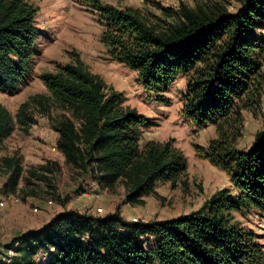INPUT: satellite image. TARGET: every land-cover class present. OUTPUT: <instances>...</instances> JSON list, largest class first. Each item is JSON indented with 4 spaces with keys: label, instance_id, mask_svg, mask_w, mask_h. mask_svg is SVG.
Here are the masks:
<instances>
[{
    "label": "trees",
    "instance_id": "obj_1",
    "mask_svg": "<svg viewBox=\"0 0 264 264\" xmlns=\"http://www.w3.org/2000/svg\"><path fill=\"white\" fill-rule=\"evenodd\" d=\"M230 13L225 2L189 7L157 6L159 14L133 7L116 8L100 0H79L102 28L100 42L110 60L137 75L155 95L186 77L181 115L197 128L214 127L207 147L193 146L195 157L224 172L232 189L215 192L187 215L147 224L64 210L45 225L16 236L0 256L13 250L9 263L35 264H264L256 234L234 220V213L254 210L264 218V130L248 150H238L243 112L259 107L264 90V0H239ZM37 9L29 0H0V91L14 92L30 72L40 39ZM39 79L47 94L31 96L13 116L0 104V145L17 127L34 123L30 111H58L52 122L56 149L71 170L95 181L101 190L124 188V202L143 205L157 183L175 187L187 174V162L174 140L141 145L151 119L124 107L123 95L109 90L72 54ZM47 167L27 170L45 179ZM24 171L17 156L0 158L7 175L4 193L15 194ZM29 184V178L26 180Z\"/></svg>",
    "mask_w": 264,
    "mask_h": 264
},
{
    "label": "rangeland",
    "instance_id": "obj_2",
    "mask_svg": "<svg viewBox=\"0 0 264 264\" xmlns=\"http://www.w3.org/2000/svg\"><path fill=\"white\" fill-rule=\"evenodd\" d=\"M29 1L37 9L34 25L39 31L40 39L29 75L21 81L16 91H0V104L14 116L19 105L29 97L47 94L46 88L39 79L40 74L54 71L58 65L70 63L72 54H78L88 70L100 76L109 90L123 95L124 107L135 109L138 114L152 120L153 125L144 130L141 145L148 138L157 142L173 139L174 146L180 149L186 158L187 174L175 187L169 183H158L154 194L143 199V205L126 204L124 188L121 184L115 186L112 194H105L101 201L100 197L94 195L92 197V187L88 186L91 179L84 174L77 175L78 173L67 167L63 157L55 148L56 135L50 119L54 120L59 114L58 111L52 108L43 114L38 109H34L30 111L34 120L31 127L26 132L15 127L12 136L0 145V158L15 155L22 163L25 162L18 194L4 193L3 187L7 176L0 175V202H9L16 195L14 198L18 203L14 207L21 208L26 213L24 219L27 220L11 219L14 222L10 226L17 227L20 231L40 227L62 209L63 211L70 209L94 217L117 214L124 221L147 224L187 215L200 209L215 192L232 189L229 178L224 172L211 166L207 161L195 157L193 146L207 147L208 142L216 137V133L214 127L197 128L181 115L185 76L176 77L165 93L159 95L149 93L137 81L134 71L110 60L106 47L100 42L102 28L96 16L80 6L79 0ZM100 1L104 5L116 8L133 7L154 14H159L157 6L176 9L180 4L193 7L196 3L209 1L225 2L230 13L235 12L239 7V0ZM258 36L264 37V32H258ZM262 64L264 71V58ZM243 122V136L237 146L240 151L248 150L256 132L264 130V90L259 107L243 112ZM39 166L48 168L45 171V179L37 180L30 177L27 172L30 168ZM28 178L29 184L26 182ZM10 207L12 206L3 209L0 206L2 216L0 228L4 226L2 220L4 216L9 215L8 211L12 209ZM97 208L102 211L98 212ZM233 216L235 221L256 234L258 242L264 249V218L254 210L234 213ZM33 221L35 223L28 225ZM7 239L8 237L3 238L5 246L9 245Z\"/></svg>",
    "mask_w": 264,
    "mask_h": 264
},
{
    "label": "crops",
    "instance_id": "obj_3",
    "mask_svg": "<svg viewBox=\"0 0 264 264\" xmlns=\"http://www.w3.org/2000/svg\"><path fill=\"white\" fill-rule=\"evenodd\" d=\"M55 148H56V140H57V138H58V135H57V133H55ZM12 136V135H11ZM150 139L148 138L145 142H147V141H149ZM144 142V143H145ZM55 148H52V150H54ZM57 150V149H56ZM36 156V155H35ZM35 156H33V157H35ZM62 156V155H61ZM5 157V156H4ZM9 157V156H8ZM41 160V159H40ZM32 161V160H31ZM22 163V162H21ZM25 163V162H24ZM24 163H22V167H23V164ZM31 163H33V162H30V164ZM40 164H42L41 162H39ZM26 164H27V162H26ZM24 168V167H23ZM7 176V175H6ZM158 184V183H157ZM156 184V185H157ZM156 185H155V188H156ZM88 186H90V187H92L91 189H92V191H93V193H92V197H93V195H94V197H100V200L102 201V199H103V197H104V195L105 194H112V191H108L107 189H104V190H101L99 187H98V185H97V183L95 182V181H93V180H91V182L88 184ZM16 194H18V192H16ZM16 195H14L13 196V198L11 199V200H9V202H0V203H2V208L4 207H7V206H12V207H10V208H12V209H10V211H8V212H10L9 213V215H7V216H4V219L2 220L3 221V225L4 226H2L1 228H0V234L1 233H3L2 234V237L0 238L1 239V241H0V250H2V247H4L5 246V240H3V238L4 237H8V239L6 240V241H9L7 244H9L10 242H11V240L12 239H14L16 236H18V235H20V234H22V233H25V232H28V231H31L32 229L33 230H36V229H39V228H41L43 225H45L53 216H51L43 225H41L40 227H35V228H30V229H28V230H22V231H20V229L19 228H17V227H14V226H10L11 225V223H13L14 221L13 220H17V221H20V220H27V219H24V217L26 216V213L25 212H23V209H21V208H15L14 207V205H16L18 202H15L16 200H15V197ZM88 197V196H87ZM93 199V198H92ZM99 201V200H98ZM100 201V202H101ZM3 208V209H4ZM3 209H1V210H3ZM97 209H100V208H97ZM65 210H70V209H65ZM63 211V209L61 210V211H59V212H57V213H60V212H62ZM17 214H20L21 216L19 217V216H16ZM2 216H1V214H0V218H1ZM9 217H11V218H9ZM28 218V217H27ZM11 219H13V220H11ZM1 220V219H0ZM33 223H35L34 221L30 224H28V225H32ZM8 251H10V249L8 250ZM7 251V252H8ZM7 254V253H6ZM5 257V256H4ZM4 257L3 256H0V264H2L3 263V259H4ZM48 259H49V254L48 253H41V254H39L34 260H35V264H46L47 263V261H48Z\"/></svg>",
    "mask_w": 264,
    "mask_h": 264
},
{
    "label": "built area",
    "instance_id": "obj_4",
    "mask_svg": "<svg viewBox=\"0 0 264 264\" xmlns=\"http://www.w3.org/2000/svg\"><path fill=\"white\" fill-rule=\"evenodd\" d=\"M50 204H51V202H50ZM0 206H2V203H0ZM97 211L101 212L102 210L101 209H97ZM12 256H13V251L12 250L8 251L6 256L3 259V262L9 263L10 259L12 258Z\"/></svg>",
    "mask_w": 264,
    "mask_h": 264
}]
</instances>
